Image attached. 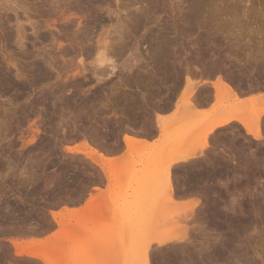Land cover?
Wrapping results in <instances>:
<instances>
[{"label":"rangeland","instance_id":"obj_1","mask_svg":"<svg viewBox=\"0 0 264 264\" xmlns=\"http://www.w3.org/2000/svg\"><path fill=\"white\" fill-rule=\"evenodd\" d=\"M4 1L5 0H1L0 2V4L3 6L2 9L1 8L2 6L0 5L1 6L0 7V208H2L3 210L4 208H6V210L8 209L11 210L8 211L5 210L4 213L3 210L0 209V211H2L4 215L3 216L2 214H0V217L1 215L3 216V218L2 217L0 218L1 219L0 230H3L2 228H4L5 226H9L11 220H12L11 224L14 223L13 224L14 226L13 225L10 226H13L15 230H17V227L19 226V225L17 226L18 222L20 226L21 224H23L24 226L22 225L23 227L21 228H19L20 226L18 227L19 228L17 231L19 232L18 235L16 234L17 232L14 230V228L11 227H5V229L7 228L8 231L10 228H11L10 231L13 229V231L11 232L9 231L10 232L9 234L5 229H4L5 230L4 233L0 231L1 233L0 248L3 247V249L0 250V258L2 257L4 258L3 255L5 254H6L5 258H7L6 262L4 260L5 258L4 259L2 258L4 262L2 260H0V262L2 261L3 264L5 263L10 264V262L11 264L12 263L13 264H43L35 259H31L27 257L20 258L13 256L12 254H14L15 252L13 250L15 249H13L14 247L13 248L11 247V244L9 245L10 240L18 241L21 242L22 244H26L30 242L39 243V242H44L53 233H59L57 234L58 242L54 243L52 253L54 254V256L55 255L58 256L60 261L59 262L56 261L55 258V261L51 262L50 264H141V253L138 252L136 249H134V245H135L134 242L136 241V239L137 240L141 239L142 235H145V237H142V239H145V241H147L152 237H156L158 235H164L168 237L172 235L171 237H173V234L175 235L182 232L181 227L183 228V226L186 227L188 226L187 229L189 232L187 233L192 239V244L194 245V249L195 247L196 249H199L200 243L206 244L208 242L212 243L216 241V244L218 246H222L224 240L225 242L227 241V239H231V241H233L231 246L232 248L230 250L227 249L228 251H224L225 253L223 252L221 256L222 258L220 257V259H218L217 262L218 264H264V148H263L264 143L262 142L260 143L252 140L251 136L248 135L246 136L245 131L241 127H239V125L234 124L232 125L234 126L233 128L230 129L226 128L224 129L226 131L221 130L217 132L218 141L216 142L214 141L216 148L218 147L217 149L219 150L223 149V151L226 152V154L228 153V155L233 154L234 158L236 159V160L234 159L236 164L238 163V165H236L237 168L236 166H234L235 167L234 168L230 162L228 163V161H226L227 160L226 156L224 157L225 160L222 158L221 152H218L219 153L218 157L221 156L219 157L220 161L215 160L214 162V164L217 165V167L219 166L218 174H220V176H218V179H216L217 180L216 182L218 183L221 181L222 183L223 181L224 183V184L223 183L217 184V188L219 190L218 192L221 193L227 192L224 196L220 193L221 196L220 195L218 196L219 203L223 204L221 200L225 199L223 200L224 204L230 205L229 200L233 196V199L236 198V200L232 201V203L233 202L235 203L233 205L235 207L234 209H237L238 212L239 210H241L240 208H242V211L238 212V214L241 212L239 215L242 214L241 217L239 218V221L241 219L240 223L239 221L238 222L236 221L238 215L235 214L236 210L234 214H231L230 209L228 212L225 210L223 211L222 208V212H226L227 216L233 217L234 215L233 218L236 217L234 220L237 222V226L236 224H234L236 222L233 223L234 226L229 225L232 228L225 226L224 223L223 226L221 221L222 219L219 218L218 219L219 222L218 223L215 222V223L216 225L217 224L218 225L222 224V225L220 226V228H218L219 226H216L215 223H213L214 219L217 220L218 217L216 218L214 216H211L210 214H207V212H203V210L201 209L198 211V212L202 211L200 212L201 214L199 215L198 213L197 219L193 220V222L189 221L188 223H186L182 220L181 221L177 220L176 217L174 218L175 215H173V217L171 218L170 213H168V216L165 213L167 211L169 212V208H167L168 210L163 209V206H165L164 204H166L167 207H170L168 206L170 205V201H168L163 197L162 194L163 188H160L159 191L160 196L152 195L151 194L152 190L150 189V185L152 181H154V179L161 180L165 177V174L167 172V163H168L167 158H169L171 154L176 152L179 153V151L182 150L183 144L185 146L188 143V145L185 146L186 148H183L185 150L180 151V153H184V151L186 153L188 152L187 150H189L192 147V145H194L195 147L201 143L200 141H197L198 138L201 137V136H198V138L196 137L197 127L200 125L201 127H203L202 124H204L205 126V124L208 122V119L211 117V115H213L212 109L215 105L219 104L220 109L227 107V111H229L231 107H234L233 109L236 112H238V110L236 109L240 108L241 101L239 100L236 101L237 97L233 95H232L233 97H231L230 99V97L227 96L228 94L222 91L220 87L218 89V95L219 94L220 95L219 96L217 95L218 97L217 99H219L221 95L223 96V99L221 98L222 97L221 96L218 101L215 100L211 104L210 108L207 110H202V109L195 110V114L191 115L193 116L192 119L189 120L186 119L187 118L186 117L185 118L186 120H182L180 124H175L174 125L175 127H173V129H178L179 133L182 134L192 133L191 137L196 133L195 139H197L196 140L197 143L196 144L190 143L189 142V140H191L190 137L189 139L187 138L188 140L186 139L185 141H181V142L177 140L175 143H170V145L168 146L167 143L164 140H162L161 137H157L156 135L157 133L154 132L155 125L153 124L155 123L154 122L155 116L153 115L151 108L154 106V104L158 105L157 102L154 103L156 101L155 99L156 98L160 99L162 98L163 95L165 97L167 90H169L168 93H171L174 90L176 91L177 89L180 90L179 93L181 92L182 87L185 84V78H186L183 71L180 73V75L183 73L180 76L182 78V79L180 78V80H178L174 76L168 77L169 79H166L164 74L162 75L156 74L155 76L158 75L157 78L161 77L162 80L160 78L159 81L156 79V77H153L152 79L153 82L149 81L150 86L148 82L147 83L145 82V84L142 82L141 84L143 85V87H147V88H145L146 91L143 90L141 91L142 87L141 88L138 87L139 86L138 84H140L139 80L135 79L136 80L135 83H134L135 81L134 79H132V81L129 79L131 83L128 82V80L124 81L126 78L122 80L123 79L122 77L123 76L125 77V75L128 74V70L127 71L124 70L125 71L124 73H126L125 75L123 74L122 71L123 70L122 66L126 65L125 63L131 62L130 63L131 65H133L134 63L136 64L134 65L135 69H133L132 67L130 72L131 76L133 74L132 78H134L135 73L139 71L137 69H142L141 67L144 66L143 62L139 63L140 61H138L139 64H137L138 59L134 60L135 55H133L134 53L133 54L131 53L134 52L132 50L133 48H130L131 44H126V45L122 44V46L124 45V48L126 47L125 53L123 54V56L118 55L113 58L115 65H117V67L120 70L115 74V77L109 78L103 83H99V84L98 82L96 83V80L91 75V72L93 70L92 69L93 65L90 64L91 62H93V58H86L85 67H87L88 71L84 76L83 75L79 76L78 74L75 73L74 68L75 65H77L76 61L78 59L75 58V53H72L75 52V50H71V49L77 47L76 51H78V49L81 47V44L82 45L86 44V43L83 44L84 40L83 42L82 41L80 42L78 40L77 43L72 41L75 44L68 42L72 40L75 34L76 35L85 34L86 36L89 37L88 38L89 44H94V45L96 44V40L98 38L104 37L107 39L106 41H108L111 45L113 44V46L116 47L120 46L121 44L118 41H116L118 40L117 38L118 33L115 34V31L120 32L119 30L122 29L121 31L125 33L127 32L128 37L131 38L130 40H136V38L138 40L139 36L143 37V35H145L146 37L144 36L143 38H146L145 39L146 45L145 43L141 42L138 46L139 49L138 51H140L139 54L144 60L150 61L147 58H145V52L146 50L148 51L150 44L148 43L150 41L149 36L159 31L163 32L164 30L165 32L169 30L166 32V34L162 33V35L165 34V37L169 32H172V34H174L173 32H175V28L181 25L179 24L180 21L181 23L182 21L184 22L185 19L184 17H186V15L188 14L189 8L187 7L189 6V3L191 4V2H194L195 0H162L163 1L162 3H160L161 0H140V3H136L137 0L136 1L135 0H14L13 2L16 1L14 8H13V3L12 5L10 3L9 5L5 4L4 6V4H2V2L4 3ZM213 1L218 4L217 2L218 0H212V2ZM219 2H221L220 4L225 5V7L223 8L225 10H227L229 5L232 6L235 5V7L237 8L239 5V7L241 8L238 9L239 12L234 7L233 8L229 7L230 9H228L229 10L228 13H231L232 12L231 10L234 9L233 12L234 13L237 12V14H235V18L238 17L239 19L238 18L234 19V15H232L234 13H231L230 15L227 13V11L225 12L226 14H228L227 17H224L225 15L223 17H220L221 19L223 18L225 21H227L225 23L223 19L220 20L223 22L222 24L225 23L224 25L227 24L228 26L227 30L226 27L224 28V31H227L225 32V35L226 34L231 35L232 33L233 36L235 34L241 38L237 36H236L237 38H235V36L227 37V35L225 36L223 34L224 31L222 30L220 31L221 33L220 32L219 34L216 33L215 31L219 30L220 27L219 29L215 27L219 23H220L219 25H221V22L219 21V18H216L218 20L215 19L217 22L215 20H210V18L207 17V15L209 14L208 11L207 13L200 14L198 18L200 19L202 17L201 22L204 25H207L206 26L207 28L205 27L203 30L200 31L198 30L201 35L195 34V36L193 35V37L200 38L198 37L199 35L209 36L210 38L214 36L215 37L223 36L224 39L225 38L229 39V40L227 39L228 42L230 41L231 38V42H233L236 45L232 44L231 42L229 43L230 45H225L228 42L227 41H226L227 43L222 42V44L224 43L225 46L229 47L230 50H228L227 52H225L224 45H221L224 47L218 48L217 46H215L213 48V51L214 52L217 51V53L219 54H225V53L230 54L232 49L236 48L237 46H239V48H242L243 50L241 49V51H244V53H245L244 49L248 51L249 50L248 47L251 48L253 46L252 47L253 50L252 49L249 50L251 53L254 50L256 51L255 48L257 47V45H260L262 42H263L262 44L264 45V39H263L264 18L262 17L264 12H262L261 14V11H264V0H244V1L221 0ZM227 3L229 5L226 6ZM233 3L235 4L233 5ZM152 4H154L155 6ZM251 8H252V12H254L255 10L254 13L256 15L254 13L252 14L255 16H259V18L258 17L253 18L250 10ZM148 10L150 11V13L148 12L149 13L148 15H150V17L146 15L147 14L146 12ZM257 10L259 11L258 13ZM141 11H145L144 15H146L145 18L147 19L146 20L147 22H145L146 25L145 29L144 27L143 29L142 27H140L138 29V32L132 34L130 33L132 26L131 23L132 21H134L133 19L137 17L139 12ZM241 11H243L244 15L245 12L248 11L247 13L251 18L244 16L243 13H241ZM180 13H182V15ZM16 17L17 18L19 17L18 18L20 21L19 24L16 23ZM178 17H180V19H178ZM173 20L176 21L175 23L178 25L177 27ZM211 21L214 22L211 23L212 26L210 29ZM143 22L144 21H142V23ZM120 25L121 26L123 25V27H121ZM166 26L167 28H165ZM179 27L181 28V26ZM162 28L164 30H161ZM207 29H210L212 32ZM142 30L143 33L141 32L140 34V31ZM145 31L147 33H145ZM208 31H210L211 33ZM128 32L131 34V36H129ZM170 34L171 33L167 35V38H169L168 36ZM261 34L263 35V38H261L262 37ZM242 35L245 36L246 38L245 40L242 39V37H244ZM173 36L174 35H171L170 38ZM193 37H191V39H193ZM259 38H261L262 40L261 43L259 42L261 41ZM60 39L62 42L59 41ZM219 39L221 40L222 37ZM238 39L244 40L241 42V44L242 43L245 44L246 41V43L247 44L249 43V45L248 46H246L247 44L241 45L240 43H238L240 42V40L237 41ZM147 40L149 41L147 42ZM225 40H221V41H225ZM253 41L255 44L253 43ZM59 44L62 47H59ZM253 44L256 45V47ZM262 44L261 46H263ZM241 46L244 47L246 46L247 48ZM228 47H226V49ZM259 47H257V49ZM63 48L66 51L71 50L70 51L71 54L70 55L69 53L68 55L66 53L63 54L64 53L62 51ZM239 48L236 49L237 51L241 52ZM130 54H132L131 56L133 58L131 56H128ZM245 54H247V52ZM69 56L71 59L69 58ZM125 59L127 61L130 60L131 61L124 62L126 61ZM48 63L50 68L49 66H47ZM210 63L212 64V62ZM211 64L210 65L206 64L205 66H203L202 64H201L202 66L200 64L197 65L199 69L200 68L201 69L203 68L204 70L206 69L210 75L214 74L211 75L212 77L210 75H206V78L207 76L211 77L208 80L215 79L216 81H220L221 79L219 80V78L217 79L216 77H218L219 74H224V72L219 73L218 71L214 70V67L212 66L213 64L212 65ZM194 65L196 64L190 63V68L193 69ZM197 65L195 67H197ZM104 69L105 71H108L107 67L106 68L104 67ZM55 70L58 72L59 77L58 75L55 74L56 72L54 73ZM210 70L212 71V73H210L211 72ZM215 73L217 74L219 73V74L217 75ZM191 76L195 77V75L193 74ZM194 77L193 78L190 77L192 79L187 78L186 81L194 84H196V82L197 83L201 82V80L198 82V80L201 79L200 77L197 76L198 77V78L196 77L197 79ZM171 78H174L173 80L175 79L176 80L173 81ZM226 78H224V80L227 81L229 79L230 81L228 82H232L233 85H235V83L237 84V82L235 81L237 80L236 78L235 80L234 77H232L233 79L231 77H230L231 79L230 78L226 79ZM168 80L171 81L169 82ZM154 81L155 84L158 86V87L156 86L158 90L159 88L160 89L163 88L164 90L162 89V91L159 90L156 92ZM180 81H182L183 83H181ZM173 82L174 84L177 83L178 85L181 83L182 85L179 86L176 85L175 87L174 84H172L174 88L171 86V88H173V90L171 91V88L168 89V87L171 85L170 83ZM244 82L245 80L242 82L243 88L246 86V83ZM166 84L168 87L166 86ZM242 84H240L238 88L239 87L241 88ZM151 86L154 87L153 93L156 95V97L155 99H153L152 102H151L152 97L150 98V100L145 99L147 102L149 101V104L147 106V104L146 105L142 104L143 100L141 98H142V94L148 95L149 92L147 91V89H149ZM100 87L101 89L104 88V91H101ZM108 88L114 94L112 92L110 94V92H108ZM126 89H128L129 91ZM99 91L105 92V94ZM137 91L144 93L140 94ZM93 92L98 94H94ZM129 92L132 93L131 94L133 95L132 97L129 96L130 95ZM158 92L160 93L163 92L164 94L162 93L160 95ZM223 92L224 94H222ZM156 93L159 95H157ZM179 93L178 91L177 93H175L176 97L179 95ZM77 94L78 97L82 96L81 97L82 99H79L77 97ZM146 95L144 97H146ZM75 96L76 99L73 100ZM137 96L140 97V100L138 99L139 97ZM261 97L264 98L263 94L256 95L252 97V99H254L255 101L250 100L252 105L250 104V102L248 103L247 101H245V104L248 106L242 105L241 107L242 108L244 107V111H245V107L246 108L248 107L250 110L249 107L250 104V106L252 107L255 106V108H251L252 110L255 109L257 111L259 108L263 109L262 108L263 102L262 104L260 102L262 99ZM69 98H71L70 100L72 103H74V101L77 100L76 101L77 104L75 102L74 106L72 105L70 107L71 108L74 107L73 108L74 111L75 106L77 105L76 107L78 109L76 110L77 112L79 111L80 113L79 116H77V114L79 113H77L76 111L74 112H72V110L69 111V109L71 108H69V106L67 105L68 103H66L67 101L66 99L69 100ZM122 98L123 100L125 99L124 102L122 101ZM86 99H89L92 102L90 104L94 108L91 105H89L91 106L89 107L88 104L86 106L84 105L83 100ZM137 99L141 102H139ZM258 99L260 100L259 102L257 101ZM100 101H102V103H100ZM238 101L240 103H238ZM125 102L132 103L131 107L133 108L132 109L133 111L135 110L134 108L138 107V109L136 108L137 113L135 112L136 110L134 111V114L136 113V115L134 116L137 117V119H135L134 116L127 118L125 110L123 108L120 109V107L122 106L124 107ZM237 103L239 104V106ZM84 106L85 108L86 107L87 108L86 109L83 108ZM99 106H101L102 108L101 107L99 108ZM139 106L140 107L143 106V107L140 108ZM144 107L145 110L143 109ZM257 107L258 109H256ZM91 108H93L94 110H91ZM146 108L147 110H150V112L147 111ZM122 110H124L125 113H123ZM249 110H248L249 113L250 111L252 112V110L250 111ZM254 111L252 113H254ZM100 112L101 113L103 112V114H101ZM144 112H146V115ZM88 113H90V115H88ZM238 113L241 114V112ZM142 114L144 115V117L142 116L141 118L140 116ZM187 115H188V111H187ZM242 115L243 113L240 116ZM244 115H247V113H244ZM111 116L114 118H111ZM89 117L91 118L90 121L89 119H87ZM123 117L128 119V121L132 119V121L130 122L134 121L135 124L127 123L128 121L126 122V119H123ZM82 118L84 120L86 119L87 122L86 120L84 122ZM107 118L110 120V121L107 120V122L108 121L110 122V123L108 122L109 124L105 122V119ZM143 119H145V121L149 120V122L152 121L153 124L152 122H150L151 124L150 125L148 121H147L148 123H146L143 121ZM101 121L106 125L101 123ZM111 121H114L115 124ZM142 123H145L146 126ZM108 125L112 126V128L110 126L107 127ZM122 125L124 126L123 128L121 127ZM147 125L148 128H145L147 127ZM104 126H106V129ZM126 126H128V129ZM91 127L92 129H89ZM133 127L134 129L141 130L144 134L148 135L150 141L156 140V142L154 144H149L147 147H141V146L136 147L133 153L130 154L128 153V157L127 156L125 158L122 157L124 159L121 158V159H117L116 161H113L115 164L117 165L119 164L118 167H112V165L110 164L105 167V172L104 170L102 171V169H100L101 167H98V165L95 164L89 158L88 154L91 152V150H93L96 152V157L95 156L94 157L97 160L102 161L104 152H106V149L108 150V147L106 148V145H108L109 149L112 150L116 149L112 154H116V155L123 154L124 156L126 152L123 150L124 149L123 147L124 145L122 143L123 134L126 132V130L128 131L129 129L133 130ZM195 127H196L195 130L196 132L191 130V129H195ZM119 128L123 132L117 130ZM92 130L94 131L95 134L93 133ZM144 130L146 131V133ZM236 130L237 132H235ZM118 133H119L118 135L119 137L117 136ZM149 134L154 136L151 137ZM220 134H222V136ZM237 135L240 137H238ZM200 139L201 138H199V140ZM221 139L224 144L222 143ZM113 143L116 144L117 146L116 145L113 146ZM189 145L190 148L188 147ZM77 146L81 147V151L83 150L84 154L69 153L67 151L68 147L74 148ZM174 146H176L175 149L173 148ZM228 147L232 150L233 149L235 150H233V152L231 153L229 152L230 149ZM119 148L124 152L120 151ZM210 154L213 155L212 153H209V159L212 158ZM120 162H126V164H120ZM225 162H227L228 164H226ZM123 166H125L126 169ZM185 167L187 166L186 165L181 166L180 169L178 168L177 172L180 173L179 171H181V169L183 170V168L185 169ZM229 167L232 168L230 169ZM228 168L230 170H228ZM220 169H222L223 171L222 170L220 171ZM232 169L233 172H231ZM235 169L237 171H234ZM109 170H113L116 172L117 176H116L115 184L113 182H109L107 179ZM224 172L228 174H225ZM232 174L234 176H232ZM230 192L236 195L237 197L232 195ZM92 198L93 199L95 198V200L91 201ZM197 198L198 196L195 195L194 199L183 200V201L181 200L177 205L176 204L175 205L178 206V208H180L181 210L182 208L184 210H188L191 207H193L192 204L196 202L195 199ZM236 202H238L237 205ZM173 203H177V202L172 201V207L170 212L172 211L174 212L175 207L173 206L175 205H173ZM224 206L226 207V205ZM229 207L230 206H228V208ZM178 208L177 211L180 210V209L178 210ZM22 210L24 211V213ZM63 210L71 213V215L70 214L64 215L65 219L62 220L63 225L65 227L64 229L58 226L51 216L52 215L51 213H56V212L59 213V212H63ZM163 211L165 214L162 213ZM177 211H175L174 214H176ZM99 212L101 213L102 216L98 219H93V216H95ZM244 212H246V214ZM72 213H78V214L76 216H73ZM157 214H159V216H157ZM16 218L18 219V221ZM2 219H4L6 222L10 220L9 223L7 222L8 225L7 224L5 225L4 223L6 222ZM161 219L163 221L165 220L164 222L166 223H163L164 225L162 224L159 225V222H162ZM58 220L60 219L58 218ZM167 222L170 225H167ZM26 226L27 228L28 227L32 228L34 226L33 228H35V230L34 229L33 231L31 230L32 234L31 231H29L30 228L27 229ZM235 228L236 229L244 228V229L241 231L240 229L239 230L237 229L238 231L237 230L235 231ZM24 229L27 230L24 231ZM175 229L177 231H174ZM25 232L26 233L29 232L30 234L28 233L29 235H26ZM137 235L138 236L141 235V236L138 237ZM8 245L10 246V249L13 253L8 248L9 247ZM165 246L166 247L163 246L164 248L161 247L162 249L155 245L154 248L153 246L150 248V252H151L150 256L153 257V259L151 258L152 262L155 261L157 264H160L159 256L162 253L165 255L171 254L173 251H177L180 247V245L177 244H169V245L167 244ZM222 249H224L223 246ZM230 251H232L233 253ZM10 252L11 254H9ZM160 252L161 254L159 255ZM7 253L9 254V256L11 255L10 258L8 257ZM157 258L158 261H156ZM155 262L154 264H156ZM211 264H213V262H211Z\"/></svg>","mask_w":264,"mask_h":264},{"label":"bare ground","instance_id":"obj_2","mask_svg":"<svg viewBox=\"0 0 264 264\" xmlns=\"http://www.w3.org/2000/svg\"><path fill=\"white\" fill-rule=\"evenodd\" d=\"M10 0H5L4 1V3L2 2V4H4V6H5V4L6 5H9L10 3H11V5H12V3H13V8H14V5L16 4L15 2H13L14 0H12V1H10ZM136 1V0H135ZM219 1H221V0H218L217 2H218V4L217 3H215L214 1L212 2V0H195L194 2H191V4L189 3V6L187 7V8H189L188 9V14L187 13H185V14H187L186 15V17H184L185 16V14H184V22L182 21V23H183V25H182V23H181V21H180V23L179 24H181V25H179V26H181V28L175 23L176 21H174V23L176 24V27L177 28H175V32H173L174 34H172V32H169V33H171L168 37L169 38H167V35L169 34H167L166 35V37H165V34H166V32L167 31H169V30H167L166 32H165V30L162 28L161 30H164L163 32H161V31H159V32H161V33H159V32H156V33H154V34H152V35H148L149 36V38H150V41L149 40H147V42L148 43H150L149 44V49H148V51L146 50V52H145V58H147L148 60H150V61H146V60H144L141 56H140V54H139V52L140 51H138L139 49H138V46H139V44L141 43V42H143V43H145V39L146 38H143L145 35H143V37H138V40H137V38H136V40H130L131 38H129L128 37V34H127V32L125 33V32H123V31H121L122 29H120L119 31L120 32H116L115 31V34L116 33H118L117 35H118V40H116V41H118L121 45L120 46H118V47H116V46H113V44L111 45L108 41H106L107 39L106 38H104V37H100V38H98L97 40H96V44L94 45V44H89V37L88 36H86L85 34H81V35H76L75 33V35H74V37L72 38V40L71 41H68V42H70V43H73V42H75V43H77V41L79 40L80 42L82 41L83 42V40H84V42H83V44L84 43H86V44H84V45H82L81 44V47L79 48V46H78V51H76L77 49V47L76 48H73V49H71V50H75V52H72V53H75V58H77L78 60L76 61L77 62V65H75V73L76 74H78L79 76L80 75H85L86 74V72L88 71L87 70V67H85V60H86V58H93V62H91V64L90 65H93V67H92V72H91V75H92V77L96 80V83L98 82V84L99 83H103L104 81H106V80H108L109 78H112V77H115V74L117 73V72H119L120 70H119V68L117 67V65H115V63H114V60H113V58L115 57V56H123V54L125 53V48H124V45L122 46V44H131V47L130 48H133L132 50L134 51V52H131L133 55H135L134 57H135V59L134 60H137V64H139V63H141V62H143L144 63V66L143 67H141L142 69H137V70H139V71H137V73H135V75H134V78H132L133 77V74H132V76H131V74H130V72H131V69H132V67H133V69H135L134 68V65H136L135 63L133 64V65H131L130 63V61H127L126 59V61H124V62H130V63H125L126 65H124V66H122V68H123V74L125 75L126 73H124L125 71L124 70H128V76L127 75H125V77L123 76L122 78V80H124V78H126L124 81H127L128 80V82H130L129 81V79L132 81V79H137V80H139L140 81V84H138L139 86V88H141L142 87V89H141V91L143 90V91H146L145 90V88H147V87H143V85L141 84L142 82L145 84V82L147 83H149V81H152V79H153V77H156V79L157 80H159L160 81V78L161 77H159V78H157V76L159 75V74H164V76H165V78L166 79H169L168 77H172V76H174L175 78H177L178 80H180V76L184 73L185 74V84L183 85V87H182V90H181V92L179 93V91L180 90H174V91H172L173 90V88H174V86L176 87V85H177V83L176 84H174V82L173 83H170L171 85L168 87L167 86V84H166V86L168 87V89L169 88H171V86L173 87V88H171V93H168V91L169 90H167V93L165 94V97H164V95L162 96V98H160V99H155V97H156V95L153 93V91H154V87H150L149 89H147V91L149 92L148 93V95H146V97H144L145 95H143L142 94V104H147V106H148V104H149V101L147 102L145 99H148V100H150V98H151V102L153 101V99H155L156 101L154 102V103H156L157 102V104L158 105H155L154 103V106L152 107L151 105V110H152V112H153V115L155 116V118H154V124H153V122L152 121H150V122H152V124L153 125H155V131L154 132H156L157 134V137H161V139L162 140H164L166 143H167V145L169 146L170 145V143H175L177 140L179 141V142H181V141H185L187 138L189 139L190 137H191V131H190V133L191 134H188V133H185V134H182V133H179V131H178V129H173V127H175L174 125L175 124H180V122L182 121V120H186V119H192L193 118V116H191V115H194L195 114V110H197V109H202V110H204L205 109V107L206 106H210V103L214 100H219L220 99V97L222 96H220L219 97V99H217L218 97H217V95H218V89L221 87V89H222V91H224L226 94H228L227 96H229L230 97V99H231V97H233V96H235V97H237V99H236V101L237 100H239V101H241V103L238 101V103H240V108L239 109H236V110H238V112H241V114L243 113V115L242 116H240L241 114L240 113H238V112H236L233 108L234 107H231V111L229 110V111H227V107H224L223 109H220V105L218 104V105H215L214 107H213V115H211V117L208 119V122L205 124V126H204V124H202V126L203 127H201V125L200 126H198L197 127V132L195 131L196 130V127H195V129H191L192 131H195L196 133H197V136H196V133L195 132H193V133H195L190 139L191 140H189V142L190 143H193V144H196L197 143V141H200L201 143L198 145V146H195L194 147V145H192V147L190 148V145L188 146L190 149V151L189 150H187L188 152H186L185 153V151H184V153H180V151H183V150H185V149H183V148H186L185 146H187L188 145V143L184 146V144H183V146H182V150H180L179 151V153L178 152H176V153H173V154H171L170 156H169V158H167L168 159V163H167V172H166V174H165V177L163 178V179H161V180H159V179H157V180H155L154 179V181H152V183H151V185H150V189L152 190V195H157V196H160V194H159V191H160V188H163V192H162V194H163V197L165 198V199H167L168 201H170V205H168V206H170V207H167V205L166 204H164L165 206H163V209L165 210H168L167 208H169V212L167 211V212H165L166 214H167V216H168V213H170V217L172 218L173 217V215H175L174 216V218L176 217L177 218V220H182V221H184V222H186V223H188L189 221H192L193 222V220H195V219H197V216H198V213H199V215L201 214L200 212H202V211H200V212H198L200 209L201 210H203V212H207V214H210L211 216H214V217H218L217 218V220L216 219H214V222L213 223H215V222H219V218H221L222 220V224L224 223L225 224V226H227V227H231V226H229V225H233L234 226V224H236V226H237V222L239 221V218L241 217V215H239L238 214V212L239 211H242V208H240L241 210H239L238 212H237V209H234L235 207L233 206L235 203L233 202L232 203V201H234V200H236V198H234L233 199V196L230 198V196H229V198H230V200H229V204L230 205H227V204H224V202H223V200H225V199H222L221 200V198H220V200L222 201V203L224 204V205H226V207L223 205V204H220L219 203V199H218V196L220 195V193L221 192H218L219 190H218V188H217V184L218 183H221V181L220 182H216L217 180L216 179H218V176H220V174H218V167H217V165H215L214 164V162H215V160L216 161H220V158L219 157H221L222 156V158L225 160V156H226V161H228V163L230 162L232 165H233V167L234 166H236V165H238V163L236 164V162H235V158H234V156H233V154H229L228 155V153L226 154V152H224L223 151V149H217L216 148V146H215V142L216 141H218V137H217V132H219V131H221V130H224V129H230V128H233L234 126H232V125H234V124H237V125H239V127H241L244 131H245V133H246V136L248 135V136H251L252 137V140H254V141H257V142H262V143H264V98H260L261 99V101L258 99L257 101L259 102H261V104H262V102H263V109H261V108H259L258 109V107L256 108V109H258L256 112L254 111V110H252L251 108H255V106H250V104H251V101L253 100V101H255L254 99H252V97H254V96H256V95H261V94H263V97H264V45L262 44L263 42H262V40H261V38H263V35L261 34V38H259L261 41H259L263 46H261V44L260 45H257V47H259L258 49H257V47H256V45H254L255 43H254V41H253V45L256 47H254L255 49H256V51L254 52V51H252L251 53H250V49H252V47L251 48H249L248 47V51H246V49H244L245 50V53L247 52V54H245L244 53V51H241V49L242 48H239V46H237L236 48L238 49L239 48V50L241 51V52H239V51H237V49L236 48H233L232 49V51L230 52V54H219V53H217V51H213V48L215 47V46H217L218 48L219 47H224L225 45H230L229 43L231 42V38H230V41L228 42V40L226 39H224L223 38V36H220V37H212V38H210L209 36H200L201 34H200V30H203L207 25H204L202 22H201V18L200 19H198L199 18V15L200 14H204V13H207V11L209 12V14L207 15V17L208 18H210V20H215L216 18H219V21L220 20H222L220 17H223L224 15V17H227L228 16V14H230L231 15V13H234L233 12V10H231L232 12L231 13H228V9H230V8H236V10L239 12V10L238 9H241L240 7H239V5L238 4H236V5H238V8L237 7H235V3H233V5L234 6H232V5H229L228 3L226 4V6L227 5H229L228 6V8H227V10H225V9H223L224 7H225V5L224 4H220L221 2H219ZM242 1V0H241ZM244 1V0H243ZM0 2H1V0H0ZM163 1L161 0V2L160 3H162ZM223 2V1H222ZM136 3H140V0H137V2ZM225 3V2H224ZM232 3V2H231ZM1 5V4H0ZM152 5H154V4H152ZM2 6V5H1ZM0 6V7H1ZM155 6V5H154ZM7 7V6H6ZM11 7V6H10ZM17 7V6H16ZM230 7V8H229ZM2 9H3V6L1 7ZM8 8V7H7ZM12 8V7H11ZM18 8V7H17ZM150 8H152V7H150ZM6 9V8H5ZM249 9V8H248ZM254 9V8H253ZM118 10V9H117ZM152 10V9H151ZM185 10V9H184ZM225 10V11H224ZM235 10V11H236ZM251 10V14L252 13H254L255 12V10H254V12H252V8L250 9ZM14 11V10H13ZM139 11V10H138ZM205 11V12H204ZM227 11V13L228 14H226L225 12ZM249 11V10H248ZM247 11V12H248ZM261 11V10H260ZM145 11H141V12H139V14L137 15V17H135L133 20L134 21H132V23H131V32L130 33H132V34H134V33H136V32H138V29L140 28V27H142V29H143V27H144V29H145V22H147L146 20V18H145V16L146 15H148L149 13H150V11L148 10L146 13V15H144L145 13H144ZM149 12V13H148ZM152 12V11H151ZM178 12H180V11H178ZM183 12V11H182ZM247 12H245V15H244V13H243V11H241V13H243V15L244 16H247V17H249V14L247 13ZM259 11L257 10V13H258ZM262 12H264V11H261V14H262ZM247 13V14H246ZM250 13V12H249ZM181 15H182V13H180ZM235 14H237V12H235L234 14H232V15H234V19H237V18H235ZM239 14V13H238ZM250 14V15H251ZM255 14V13H254ZM260 14V13H259ZM117 15V14H116ZM180 15V16H181ZM229 15V16H230ZM256 15V14H255ZM255 15H253L252 14V16H253V18H255V17H258L259 18V16H255ZM134 16V15H133ZM149 17H150V15H148ZM238 16V15H237ZM243 16V17H244ZM183 17H182V19H183ZM204 17V16H203ZM241 17V16H240ZM261 17V16H260ZM263 18H264V13H263V16H262ZM19 18V17H18ZM17 17H16V23H20V21H19V19H18ZM142 18H143V20H142ZM229 18V17H228ZM233 18V17H232ZM242 18V17H241ZM245 18V17H244ZM249 18H251V17H249ZM130 19V18H129ZM178 19H180V17H178ZM225 19H227V18H225ZM239 19V18H238ZM247 19V18H246ZM28 20V19H27ZM26 20V21H27ZM132 20V19H131ZM149 20V19H148ZM177 20V19H176ZM216 20H218V19H216ZM215 20V21H216ZM224 20V19H223ZM241 20H243V19H241ZM251 20V19H250ZM142 21H144L143 23H142ZM178 21V20H177ZM204 21V20H203ZM225 21V20H224ZM229 21V20H228ZM234 21V20H233ZM236 21H238V20H236ZM249 21V20H248ZM131 22V21H130ZM129 22V23H130ZM205 22V21H204ZM214 21H211L210 22V24L211 23H213ZM217 22V21H216ZM221 22V25H219V24H217V26L215 27V28H218L219 29V27H220V29L219 30H216L215 32L216 33H218L219 34V32L222 30V31H224V28L226 27V30L228 29V26H227V24L226 25H224L227 21H225V23L224 24H222L223 22L222 21H220ZM232 22V21H231ZM241 22V21H240ZM239 22V23H240ZM256 22V21H255ZM262 22V21H261ZM163 23V22H162ZM169 23V22H168ZM209 23V22H208ZM230 23V22H229ZM234 23H236V22H234ZM249 23V22H248ZM251 23V22H250ZM119 24V23H118ZM143 24V25H142ZM150 24V23H149ZM165 24V23H164ZM163 24V25H164ZM206 24H207V22H206ZM209 24V25H210ZM242 24V23H241ZM244 24V23H243ZM126 25V24H125ZM156 25V24H155ZM154 25V26H155ZM160 25V24H159ZM162 25V26H163ZM214 25H216V24H214ZM117 26V25H116ZM121 26V25H120ZM127 26V25H126ZM129 26V25H128ZM211 26H212V24L210 25V29H211ZM232 26V25H231ZM121 27H123V25L121 26ZM121 27H118V28H121ZM158 27V26H157ZM169 27V26H168ZM117 28V27H116ZM126 28V27H125ZM153 28H155V27H153ZM161 28V27H160ZM165 28H167V26L165 27ZM172 28V27H171ZM174 28V27H173ZM207 28V27H206ZM214 28V27H213ZM231 28V27H230ZM246 28V27H245ZM210 29H207V30H210ZM238 29V28H237ZM243 29V28H242ZM247 29H248V27H247ZM246 29V30H247ZM148 30V29H147ZM174 30V29H173ZM199 30V31H198ZM214 30V29H213ZM239 30V29H238ZM124 31H126V30H124ZM156 31H157V29H156ZM211 31V30H210ZM210 31H208V32H210ZM218 31V32H217ZM232 31H233V29H232ZM231 31V32H232ZM260 31V30H259ZM141 32L143 33V30L142 31H140V34H141ZM199 32V33H198ZM212 32V31H211ZM210 32V33H211ZM225 32H227V31H224L223 32V34L225 35ZM236 32V31H235ZM235 32H233V33H235ZM240 32V31H239ZM243 32V31H242ZM251 32V31H250ZM78 33V32H77ZM129 33V32H128ZM129 33V36H131V34ZM145 33H147L146 31H145ZM144 33V34H145ZM162 33H165V34H163L162 35ZM202 33V32H201ZM221 33V32H220ZM252 33V32H251ZM258 33V32H257ZM67 34V33H66ZM195 34H200L198 37H200V38H195V37H193V35L195 36ZM230 34V33H229ZM242 34V33H241ZM244 34V33H243ZM139 35V34H138ZM147 35V34H146ZM171 35H174L173 37H171L170 38V36ZM204 35V34H203ZM206 35H209V34H206ZM227 35V37H230V36H233V34L231 33V35H228V34H226ZM225 35V36H226ZM258 35V34H257ZM65 36V35H64ZM224 36V37H225ZM234 36H235V38H237V37H239L238 35H235L234 34ZM233 36V37H234ZM237 36V37H236ZM241 36V35H240ZM242 36H244V35H242ZM66 37V36H65ZM116 37V36H115ZM135 37V36H134ZM133 37V38H134ZM146 37V36H145ZM191 37H193V39H191ZM222 37V39L221 40H225V41H221L219 38H221ZM250 37V36H249ZM68 38V37H67ZM70 38V39H71ZM132 38V39H133ZM148 38V39H149ZM234 38V39H235ZM239 38H241V37H239ZM257 38V37H256ZM56 39H58V38H56ZM62 39V38H61ZM61 39L59 40V41H61ZM63 39H66V38H63ZM242 39H246L245 38V36L244 37H242ZM264 39V38H263ZM67 40H69V39H67ZM67 40H66V42H67ZM240 40V42H238V43H240L241 44V42L242 41H244V40H241V39H238L237 41H239ZM250 40V39H249ZM248 40V41H249ZM252 40H254V39H252ZM54 41V40H53ZM73 41V42H72ZM91 41V40H90ZM127 43H126V42ZM132 41H134V42H132ZM228 43H227V42ZM62 42V41H61ZM64 42V41H63ZM79 42V43H80ZM117 42V43H118ZM222 42H225V43H227V44H225L224 45V43L222 44ZM250 42V41H249ZM257 42V41H256ZM75 43H73V44H75ZM78 43V44H79ZM118 43V44H119ZM142 43V44H143ZM232 44H234L233 42H231ZM77 44V45H78ZM231 44V45H232ZM239 44V45H240ZM244 43H242L241 45H243ZM245 44H247L246 43V41H245ZM244 44V45H245ZM251 44V43H250ZM116 45V44H115ZM145 45H146V43H145ZM148 45V44H147ZM221 45H224V46H221ZM234 45H236V44H234ZM249 45V43L246 45V46H248ZM66 46V45H65ZM70 46V45H69ZM127 46V47H128ZM133 46V47H132ZM244 47V46H241V47H244V48H247V47ZM59 47H62L60 44H59ZM148 47V46H147ZM226 47H228V46H225V52H227L228 50H230L229 49V47L226 49ZM230 47H232V46H230ZM233 47H235V46H233ZM146 48V47H145ZM60 49V48H59ZM62 49V48H61ZM69 49V48H68ZM141 49V48H140ZM70 50V51H71ZM243 50V49H242ZM253 50V49H252ZM64 53H63V52ZM61 52L63 53V54H67L68 55V53H69V55L71 54L70 53V51H66L64 48H63V50H62ZM128 51H129V49H128ZM193 51V52H192ZM223 51V50H222ZM60 52V53H61ZM244 54H243V53ZM59 53V54H60ZM217 53V54H216ZM132 54H130V55H128V56H131ZM63 56H65V55H63ZM73 56H74V54H73ZM132 57V56H131ZM64 58V57H63ZM66 58V57H65ZM69 58H70V56H69ZM68 58V59H69ZM73 58V57H72ZM127 58H129V57H127ZM133 58V57H132ZM71 59V58H70ZM67 60V59H66ZM76 60V59H75ZM88 60V59H87ZM68 61V60H67ZM138 61H140L139 63H138ZM123 62V63H124ZM149 62H151V63H149ZM210 62H212V64L210 63ZM75 63V62H74ZM190 63L191 64H202L203 66H205L206 64H211L213 67H214V70H216V71H218L219 73H222V72H224V74H226V75H224V74H219V76L218 77H216L217 79L219 78V80L220 81H216V83L214 82L212 85H213V89H214V95L212 94L213 93V90L211 91V88H210V86H208L209 84L208 83H210V80L212 81V79H210V80H208L209 78H211L212 76L211 75H214V74H209L208 72H207V70L205 69H199V67H198V65H197V67H195L196 65H194L193 67V69L192 68H190ZM73 64V63H72ZM47 65V64H46ZM74 65V64H73ZM89 65V64H88ZM122 65V64H121ZM121 65H120V67H121ZM129 65H131V66H129ZM201 65V66H202ZM208 65V66H209ZM41 66V65H40ZM47 66H49V63H48V65ZM69 67V66H68ZM104 67L106 68H108V71H105V69H104ZM41 68V67H40ZM49 68H50V66H49ZM72 68V67H71ZM122 68H120V69H122ZM136 68H138V67H136ZM52 69V68H51ZM192 69V70H191ZM54 70V69H53ZM73 70V69H72ZM183 71V73L180 75V73ZM211 71V70H210ZM39 72V71H38ZM43 72V71H42ZM56 72V73H55ZM44 73V72H43ZM54 73L56 74V75H58V77H59V74H58V72L55 70L54 71ZM210 73H212V71L210 72ZM214 73V72H213ZM156 74H158L157 76H155ZM195 75V77L194 76H191V75ZM215 74H217V73H215ZM217 74V75H218ZM206 75H210L209 77L207 76V78H206ZM194 77V78H196L197 76L198 77H200L201 79H199L198 80V82L201 80V82H199V83H197L196 82V84H194V83H189L188 81H186L187 80V78H190V77ZM216 76V75H215ZM224 76H228L227 78H232V77H234V80H235V78L237 79V80H235L236 82H237V84L235 83V85H233L232 84V82H228V81H230L229 79L226 81V80H224V78H226V77H224ZM183 77V76H182ZM197 77V78H198ZM192 78H190V79H192ZM196 78V79H197ZM226 78V79H227ZM230 78V79H231ZM4 79V78H3ZM172 80L174 79V78H171ZM182 79V78H181ZM233 79V78H232ZM2 80V79H1ZM155 80V79H154ZM161 80H162V78H161ZM176 80V79H175ZM175 80H173V81H175ZM214 80V79H213ZM245 80V82L244 83H246V86L243 88L242 86H243V84H242V82ZM123 81V82H124ZM138 81V82H139ZM169 82L171 81V80H168ZM263 83H262V82ZM136 82V80L134 81V83ZM137 82V83H138ZM153 82V81H152ZM177 82V81H176ZM179 82V81H178ZM181 83H183L182 81H180ZM241 82V83H240ZM261 84H259V83ZM131 83V82H130ZM129 83V84H130ZM167 83V82H166ZM178 84L177 86H179V85H182V84ZM132 84H133V82H132ZM154 84H155V81H154ZM172 84H174V86L172 85ZM208 84V85H207ZM240 84H242L241 85V88L239 87L238 88V86H240ZM163 85V84H162ZM111 86V85H110ZM124 86V85H123ZM126 86V85H125ZM145 86V85H144ZM149 86H150V83H149ZM157 85L155 84V87H156ZM161 86V85H160ZM164 86V85H163ZM158 87V86H157ZM156 87V92L157 91H159V90H161L162 91V89L163 88H159V90H158V88ZM162 87V86H161ZM99 88V87H98ZM127 88V87H126ZM151 88H152V90H151ZM178 88V87H177ZM130 89V88H129ZM176 89V88H175ZM263 89V90H262ZM68 90H70V89H68ZM99 90V89H98ZM100 90L101 91H104V88H102L101 89V87H100ZM113 90V89H112ZM126 90H128V89H126ZM126 90H124V91H126ZM139 90V89H138ZM150 90V91H149ZM164 90V89H163ZM96 91V90H95ZM94 91V92H95ZM101 91H99V92H101ZM123 91V90H122ZM129 91V90H128ZM177 91H178V93H179V95L176 97V94L175 93H177ZM93 92V93H94ZM98 92V91H97ZM108 92H110V94H111V90H109V88H108ZM131 92V91H130ZM129 92V96H133V95H131L132 93H130ZM138 92V91H137ZM224 92L222 93V94H224ZM77 93H78V90H77ZM82 93V92H81ZM101 93H104L105 94V92H101ZM113 93V92H112ZM138 93H144V92H138ZM147 93V92H146ZM160 95L163 93V92H158ZM84 94V93H83ZM92 94V93H91ZM94 94H98V93H94ZM114 94V93H113ZM112 94V95H113ZM157 94V93H156ZM159 94H157V95H159ZM164 94V93H163ZM72 95V94H71ZM74 95V94H73ZM89 95V94H88ZM138 95V94H137ZM220 95V94H219ZM218 95V96H219ZM233 95V96H232ZM244 95H247V100H242L241 98H242V96H244ZM253 95V96H252ZM80 96V95H79ZM86 96V95H85ZM127 96V95H126ZM148 96V97H147ZM226 96V95H225ZM77 97H78V94H77ZM82 97V96H81ZM81 97H78L79 99H82ZM87 97V96H86ZM91 97V96H90ZM100 97V96H99ZM102 97V96H101ZM113 97V96H112ZM125 97V96H124ZM128 97V96H127ZM137 97H139V96H137ZM161 97V96H160ZM129 98V97H128ZM222 99H223V96L221 97ZM71 98H69V100H70ZM76 99V96H75V98H73V100H75ZM90 99V98H89ZM89 99H86V100H83L84 102V105L86 106L87 104H88V106L89 105H91L90 103H92ZM127 99V98H126ZM139 100H140V97L138 98ZM137 99V100H138ZM67 101H66V103H68L67 105L69 106V108H71L70 106H74V104H75V102L77 101H74V103H72L71 102V100L69 101L68 99H66ZM72 100V101H73ZM125 100V99H124ZM124 100H123V98H122V101L124 102ZM138 100V101H139ZM251 100V101H250ZM82 101V100H81ZM232 101V100H231ZM245 101H247L248 103L250 102V104H249V107H250V110H252V112L254 111V113H252L250 110H249V108H248V110L250 111V113L248 112V110H247V108L245 107V111H244V107L242 108L241 106L243 105H245V106H248V105H246L245 104ZM80 102V101H79ZM99 102V101H98ZM135 102H137V101H135ZM139 102H141V101H139ZM147 102V103H146ZM150 102V103H151ZM66 103H65V105H66ZM100 103H102V101H100ZM237 103V104H238ZM76 104H77V102H76ZM82 104V103H81ZM120 104V103H119ZM131 102H125V104H124V107L122 106V107H120V109L121 108H123L124 110H125V112H126V117L127 118H129V117H133L134 115H136V113H137V109H138V107H136V108H134L135 110V114H134V111L132 110L133 108L131 107ZM236 104V105H237ZM80 105V104H79ZM94 105H95V103H94ZM101 105V104H100ZM123 105V104H122ZM235 105V106H236ZM252 105V104H251ZM258 105H259V103H258ZM77 106V105H76ZM75 106V109H74V111H76L77 112V110L76 109H78L77 107ZM81 106H83V105H81ZM85 106L83 107V108H85ZM92 106V105H91ZM91 106H89V107H91ZM150 106H149V108H150ZM222 106H223V104H222ZM238 106H239V104H238ZM93 107V106H92ZM101 106H99V108H100ZM140 107V106H139ZM141 107H143V106H141ZM140 107V108H141ZM146 107V106H145ZM145 107L143 108L144 110H145ZM260 107H261V105H260ZM68 108V107H67ZM73 108L74 107H72L71 109H69V111L70 110H72V112H74L73 111ZM87 108V107H86ZM85 108V109H86ZM94 108V107H93ZM93 108H91V110H94ZM96 108V107H95ZM102 108V107H101ZM148 108V107H147ZM147 108H146V110H147ZM204 108V109H203ZM207 108V107H206ZM89 109V108H88ZM87 109V110H88ZM90 110V109H89ZM99 110V109H98ZM103 110V109H102ZM101 110V111H102ZM124 110H122V112L123 113H125L124 112ZM143 110V111H144ZM185 110V111H184ZM192 110V111H191ZM207 110V109H206ZM244 112H243V111ZM104 111V110H103ZM147 111H149L150 112V110H147ZM187 111H188V115H187ZM190 111V112H189ZM247 111V112H246ZM72 112H71V114H72ZM76 112H75V114H76ZM152 112H151V114H152ZM193 112V113H192ZM77 113H79V111L77 112ZM90 113H91V111H90ZM90 113H88V115H90ZM101 113V112H100ZM140 113V112H139ZM145 113V115H146V112H144ZM148 113V112H147ZM180 113V114H179ZM189 113H191V114H189ZM244 113H247V115H244ZM101 114H103V112L101 113ZM112 114H114V113H112ZM149 114V113H148ZM183 114H184V116H183ZM211 114V113H210ZM240 114V115H239ZM80 115V113L79 114H77V116H79ZM84 115V114H83ZM95 115V114H94ZM179 115V116H178ZM87 116V115H86ZM115 116V115H114ZM138 116V115H137ZM142 116L144 117V115L142 114L140 117L142 118ZM150 116V115H149ZM190 116V117H189ZM85 117V116H84ZM91 117V116H90ZM87 118V119H89V121H90V119L91 118ZM117 117V116H116ZM115 117V118H116ZM121 117V116H120ZM187 117V118H186ZM81 118V117H80ZM106 118V117H105ZM111 118H114V117H112L111 116ZM134 118L135 119H137V117H135L134 116ZM178 118H179V120H178ZM183 118V119H182ZM186 118V119H185ZM109 119H110V117H109ZM108 118L107 119H105V122H107V120H109ZM123 119H126L125 117H123ZM135 119H133V120H135ZM152 119V118H151ZM82 120L85 122V120L82 118ZM104 120V119H103ZM112 120V119H111ZM116 120V119H115ZM114 120V121H115ZM130 120V119H129ZM110 121V120H109ZM108 121V122H109ZM114 121H111V122H113L114 123ZM128 121V119H126V122ZM130 121H132V119L130 120ZM130 121H128L127 123H134V121L133 122H130ZM143 121L144 122H146V123H148L149 122V120H147V121H145V119H143ZM86 122H87V120H86ZM92 122V121H91ZM107 122V123H108ZM119 122V121H118ZM117 122V123H118ZM142 122V121H141ZM140 122V123H141ZM150 122H149V124H150ZM204 122V121H203ZM101 123H103L102 121H101ZM110 123V122H109ZM108 123V124H109ZM136 123H138V122H136ZM191 123V122H190ZM88 124H89V122H88ZM90 124H92V123H90ZM104 125H106L105 123H103ZM115 124V123H114ZM135 124V123H134ZM142 124H144L145 126H146V124L145 123H142ZM148 124V125H149ZM113 125V124H112ZM121 125V124H120ZM125 125H128V124H125ZM148 125H147V127H145V128H148ZM151 125V124H150ZM199 125V124H198ZM93 126V125H92ZM100 126V125H99ZM110 125H108L107 127H109ZM118 126V125H117ZM130 126V125H129ZM132 126V125H131ZM197 126V125H196ZM88 127H90V126H88ZM95 127V126H94ZM105 127V129H106V126H104ZM111 128H112V126H110ZM122 128L124 127L123 125L121 126ZM120 127V128H121ZM127 127V129H128V126H126ZM125 127V128H126ZM98 128V127H97ZM102 128V127H101ZM110 128V129H111ZM113 128H114V126H113ZM117 128V127H116ZM120 128L119 129H117V130H120ZM150 128V127H149ZM189 128V127H188ZM89 129H92V127L91 128H89ZM94 129V128H93ZM103 129V128H102ZM132 129V128H131ZM142 129V128H141ZM151 129H152V127H151ZM201 129V130H200ZM98 130V129H97ZM109 130V129H108ZM126 130V129H125ZM124 130V131H125ZM137 129H134V127H133V130H130L129 129V131L128 130H126V132L123 134V138H122V143H123V147H125V152H126V154L123 156L124 158L127 156L128 157V153L130 154V153H133V151L136 149V147H139V146H141V147H147L148 145H149V137H148V135H146V134H144L141 130H137ZM146 130V129H145ZM144 130V131H145ZM150 130V129H149ZM149 130H148V132H149ZM235 130V129H234ZM93 131V130H92ZM100 131V130H99ZM120 131H122V130H120ZM147 131V130H146ZM146 131H145V133H146ZM224 131H226V130H224ZM109 132V131H108ZM119 132V131H118ZM123 132V131H122ZM152 132V131H151ZM235 132H237V130L235 131ZM242 132V131H241ZM93 133H94V131H93ZM99 133V132H98ZM117 133V132H116ZM120 133V132H119ZM119 133L117 134V136L119 135ZM234 133V132H233ZM243 133V132H242ZM92 134V133H91ZM95 134V133H94ZM101 134V133H100ZM200 134V135H199ZM223 134V133H222ZM222 134H220L221 136H222ZM244 134V133H243ZM97 135V134H96ZM121 135V134H120ZM151 137H153L151 134H149ZM224 135V134H223ZM195 136L198 138V136H201V137H199V138H201L200 140H199V138H198V140L197 139H195ZM238 136V135H237ZM119 137V136H118ZM150 137V138H151ZM194 137V138H193ZM238 137H240V136H238ZM101 138V137H100ZM235 138V137H234ZM243 138H244V136H243ZM95 139V138H94ZM187 139V140H188ZM197 140V141H196ZM202 140V141H201ZM220 140V139H219ZM233 140V139H232ZM192 141H194V142H192ZM196 141V142H195ZM215 141V142H214ZM221 141H222V139H221ZM220 141V142H221ZM231 141V140H230ZM110 142V141H109ZM234 142V141H233ZM118 143V142H117ZM222 143H223V141H222ZM222 143H220V144H222ZM231 143V142H230ZM229 143V144H230ZM218 144V143H217ZM224 144V143H223ZM235 144V143H234ZM242 144V143H241ZM105 145V144H104ZM104 145H102V146H104ZM112 145V144H111ZM116 144H114L113 143V146H115ZM120 145V144H119ZM122 145V144H121ZM166 145V146H167ZM101 146V145H100ZM117 146V145H116ZM165 146V147H166ZM221 146V145H220ZM243 146V145H242ZM255 146V145H254ZM257 146V145H256ZM108 147V150L106 149V152H108V153H110V154H112L116 149H114V150H112V149H109V146L108 145H106V148ZM122 147V148H123ZM175 147L176 146H174L173 148L175 149ZM247 147V146H246ZM67 148V147H66ZM115 148H117V147H115ZM121 148V147H120ZM120 148H119V150H120ZM229 148V147H228ZM240 148V147H239ZM263 148H264V145H263ZM173 149V150H174ZM230 149V148H229ZM253 149V148H252ZM251 149V150H252ZM217 150V151H216ZM219 150V151H218ZM230 150H232V149H230ZM229 150V152H233V150H235V149H233L232 151H230ZM236 150H237V148H236ZM67 151L69 152V153H83V150L81 151V147H72V148H67ZM120 151H123V150H120ZM240 151H242V150H240ZM117 152V151H116ZM218 152H221L222 154H221V156H219L218 157V155H219V153ZM239 152V151H238ZM249 152H250V150H249ZM118 153V152H117ZM209 153H212L213 155H211L212 156V158H210L209 159ZM84 154V153H83ZM87 155V154H86ZM167 155H168V153H167ZM249 155V154H248ZM88 156H89V158L95 163V164H97L98 165V167H101V168H103L104 167V162H102V161H99V160H97L95 157H96V152L95 151H93V150H91V152L88 154ZM95 156V157H94ZM251 156H252V154H251ZM101 157V156H100ZM130 157V156H129ZM228 157V158H227ZM256 157V156H255ZM124 158H122V159H124ZM221 158V159H222ZM235 159V160H234ZM250 159V158H249ZM245 160V159H244ZM221 161H223V160H221ZM247 161V160H246ZM239 162V161H238ZM250 162H252V161H250ZM226 164H228L227 162H225ZM244 163V162H243ZM248 163V162H247ZM254 163V162H253ZM112 165V167H118V165L117 164H115L114 162L112 163V162H107V166L108 165ZM120 164H126V162H120ZM128 164V163H127ZM224 164V163H223ZM241 164V163H240ZM245 164V163H244ZM249 164V163H248ZM262 164V163H261ZM187 166V167H185V169L183 168V170L181 169V171H179L180 173H178L177 171H178V168L180 169V167L181 166ZM231 165V166H232ZM125 166H127V165H125ZM125 166H123V167H125ZM259 166V165H258ZM121 167V166H120ZM228 167V166H227ZM239 167V166H238ZM242 167V166H241ZM64 168V167H63ZM230 168V167H229ZM228 168V170H230ZM235 168V167H234ZM233 168V169H234ZM236 168H237V166H236ZM125 169H126V167H125ZM233 169L231 170V172H233ZM241 169V168H240ZM244 169V168H243ZM261 169H262V167H261ZM222 169H220V171H221ZM257 170H258V168H257ZM223 171V170H222ZM234 171H237L236 169L234 170ZM250 171H252V170H250ZM255 171H256V169H255ZM262 171V170H261ZM249 172V171H248ZM260 172V171H259ZM225 173V172H224ZM235 173V172H234ZM261 173V172H260ZM63 174V173H62ZM225 174H228V173H225ZM255 174H256V172H255ZM238 175V174H237ZM240 175V174H239ZM116 172L115 171H113V170H109L108 171V176H107V179H108V181L109 182H113L114 184L116 183ZM232 176H234L233 174H232ZM241 176V175H240ZM252 176H254V175H252ZM234 178V177H233ZM232 178V179H233ZM240 178H242V177H240ZM239 179V178H238ZM261 179H263V178H261ZM219 180H221V179H219ZM234 180V179H233ZM237 180V179H236ZM244 180V179H243ZM257 181H258V179H257ZM226 182V181H225ZM235 182V181H234ZM238 182V181H237ZM222 183H223V181H222ZM221 183V184H222ZM236 183V182H235ZM234 183V184H235ZM251 183H252V181H251ZM224 184V183H223ZM226 184V183H225ZM232 184V183H231ZM249 184V183H248ZM111 185V184H110ZM223 186V185H222ZM220 187V186H219ZM231 187V186H230ZM234 187V186H233ZM37 188V187H36ZM39 188V187H38ZM220 189V188H219ZM237 190V189H236ZM246 190V189H245ZM36 191V190H35ZM99 191V190H98ZM221 191V190H220ZM230 191V190H229ZM233 191V190H232ZM38 192V191H37ZM223 192V191H222ZM227 192H225V193H221L223 196L226 194ZM231 193V192H230ZM229 193V194H230ZM236 193H238V192H236ZM232 194V193H231ZM242 194V193H241ZM38 195V194H37ZM198 196V198L197 199H195L196 200V202L195 203H193L192 205H193V207H191L190 209H188V210H184L183 208H182V210L180 209V208H178V206H176L178 203H179V201H183V200H192V199H194V196ZM232 195H234V194H232ZM240 195V194H239ZM36 196V195H35ZM221 196V195H220ZM235 197H237L236 195H234ZM228 197V196H227ZM240 197V196H239ZM243 197V196H242ZM196 198V197H195ZM92 200H95V198L93 199H91V201ZM154 200V199H153ZM155 201V200H154ZM172 201H175V202H177V203H173V205H175V206H173V207H175L174 208V212L172 211V212H170V210H171V207H172ZM218 201V202H217ZM220 201V202H221ZM226 203V202H225ZM237 203L238 202H236V205H237ZM240 203V202H239ZM221 206H220V205ZM232 204V205H231ZM22 205V204H21ZM223 205V206H222ZM4 206V205H3ZM228 206H232L231 208L229 207L228 208ZM239 206V205H238ZM5 207V206H4ZM9 207V206H8ZM178 208V210L179 211H177V208ZM222 208H223V211L225 210V211H228L229 212V209H230V213L231 214H234V212H235V210H236V212H235V214H238L237 215V219H236V221L234 220L235 218H233L234 217V215H233V217H229V216H227V213L226 212H222ZM226 208V209H225ZM1 210H3L2 208H0ZM158 209H160V208H158ZM5 210H6V208H4V210H3V212L5 213ZM8 210H11V209H8ZM8 210H6V211H8ZM244 210V209H243ZM15 211V210H14ZM23 211V210H22ZM162 211V210H161ZM175 211H177L176 212V214H174L175 213ZM11 212V211H10ZM16 212V211H15ZM20 212V211H19ZM7 213V212H6ZM12 213V212H11ZM23 213H24V211H23ZM163 214H165L164 213V211L162 212ZM243 213V212H242ZM245 214H246V212H244ZM0 214H2L3 215V213H2V211H0ZM8 214H9V212H8ZM13 214V213H12ZM12 214H11V216H12ZM28 214V213H27ZM52 215V219L56 222V224L58 225V226H60V227H62L63 229L65 228L64 227V225H63V219H65V217H64V215L65 214H70L71 215V213H69V212H66V211H64L63 210V212H59V213H51ZM78 213H72V215L73 216H76ZM162 214V215H163ZM1 215V217L3 218V216ZM16 215H17V213H16ZM206 215V214H205ZM230 215V214H229ZM6 216V215H5ZM8 216V215H7ZM67 216V215H66ZM102 215H101V213L99 212V213H97L95 216H93V219H98V218H100ZM157 216H159V214H157ZM209 216V215H208ZM231 216V215H230ZM236 216V215H235ZM244 216H246V215H244ZM0 217V218H1ZM18 217V216H17ZM21 217V216H20ZM28 217V216H27ZM64 217V218H63ZM78 217V216H77ZM5 218V217H4ZM11 218V217H10ZM14 218H15V216H14ZM58 218L60 219V220H58ZM70 218V217H69ZM244 218V217H243ZM246 218V217H245ZM248 218V217H247ZM13 219V218H12ZM17 219V218H16ZM22 219V218H21ZM200 219V218H199ZM1 220V219H0ZM2 220H4V219H2ZM14 220V219H13ZM24 220V219H23ZM203 220V219H202ZM242 220H244V219H242ZM5 221V220H4ZM10 221V220H9ZM9 221H7L8 223H9ZM16 221V220H15ZM17 221H18V219H17ZM159 221V220H158ZM161 221L162 222H159V225L160 224H162V225H164L163 223H166V222H164L162 219H161ZM240 221H241V219H240ZM240 221H239V223H240ZM2 222V221H1ZM6 222V221H5ZM4 223L5 225L7 224L8 225V223ZM11 222H12V220H11ZM11 222L9 223L10 225H13L14 223H12L11 224ZM14 222V221H13ZM23 222V221H22ZM26 222V221H25ZM24 222V223H25ZM169 222V221H168ZM167 222V225H170L169 223ZM174 222V221H173ZM183 222V223H184ZM234 222H236V223H234ZM16 223V222H15ZM178 223V222H177ZM234 223V224H233ZM243 223V222H242ZM29 224V223H28ZM62 224V225H61ZM176 224V223H175ZM221 224V225H222ZM224 224H223V226H224ZM5 226V227H11V228H14L13 226ZM20 226V224H19V222H18V224H17V226ZM23 224H21V226L19 227V228H21V227H23L22 226ZM27 225V224H26ZM32 225V224H31ZM37 225V224H36ZM158 225V226H159ZM213 225V224H212ZM211 225V226H212ZM215 225H216V223H215ZM214 225V226H215ZM221 225H216V226H219L218 228H220V226ZM242 225V224H241ZM35 226V225H34ZM33 226V227H34ZM240 226V225H239ZM1 227V226H0ZM5 227L4 228H2L3 230H0L1 232H5V230L8 232V234L11 232V231H13V229L10 231V229H9V231H8V229L6 228L5 229ZM17 227V230H15V228H14V230L17 232L18 231V228ZM31 228V227H28L27 228V226H26V228L27 229H29L30 228V230L29 231H33V229L35 230V228ZM40 227V226H39ZM188 227V226H187ZM187 227L186 226H183V228L181 227V231H179V232H181V233H179V234H173V237H171L172 235H170V237H168V236H164V235H158V236H156V237H152V238H150V239H148L147 241H145V239H142V237H145V235H137L138 237H140L141 236V239H136V241L134 242V249H136L138 252H140L141 253V264H154V260H156V259H154L153 261L154 262H152V260H151V258L153 259V257H151L150 256V254H151V252H150V248L153 246V248H154V245L155 246H157V247H166L165 245H169V244H177V245H180V247H179V249L178 248H176V249H178L177 251H173L171 254H167V255H165V254H161V252L159 253V260H160V264H211V262H213V264H216L217 262H218V259H220V257L222 256V254H223V252L224 251H228V250H230L232 247V243H233V241H231V239H227V241L225 242V240H224V242H223V244H222V246H223V248L224 249H222V246H218L217 244H216V241L215 242H212V243H210V242H208V243H206V244H203V243H200V247H199V249H196V247H195V249H194V245L192 244V239H191V237L188 235V233L187 232H189L188 231V229H187ZM227 227H226V229H227ZM175 228V227H174ZM217 228V227H216ZM232 228V227H231ZM1 229V228H0ZM5 229V230H4ZM23 229V228H22ZM27 229H24V231H26ZM176 229H178V228H176ZM174 230V231H177V230ZM179 229H180V227H179ZM238 230L240 229V231L241 230H243L244 228H237ZM236 228H235V231L237 230ZM135 230V229H134ZM233 230V229H232ZM237 230V231H238ZM23 231V230H22ZM23 231V232H24ZM32 231H31V234H32ZM7 232H6V234H7ZM136 232H137V230H136ZM136 232H134V233H136ZM244 232V231H243ZM18 233L19 232H17L16 234L18 235ZM21 233V232H20ZM26 233V232H25ZM29 232H27L26 233V235H29L28 234ZM34 233H35V231H34ZM236 233V232H235ZM1 234V233H0ZM15 234V233H14ZM24 234V233H23ZM57 234H59V233H53L50 237H48L44 242H39V243H35V242H30V243H26V244H22L21 242H18V241H13V240H10V243H9V245L11 244V247L13 248V249H15V250H13V251H15L14 252V254H12L13 256H15V257H20V258H22V257H27V258H31V259H35V260H38V261H40L41 263H43V264H50L51 262H53V261H55V258H56V261H60L59 260V258H58V256H54V254L52 253V250H53V246H54V243H56V242H58V236H57ZM230 234H232V233H230ZM229 234V235H230ZM134 235V234H133ZM229 235H228V238H229ZM5 236V235H4ZM39 236V235H38ZM236 236V235H235ZM15 237V236H14ZM27 237V236H26ZM25 237V238H26ZM36 237V236H35ZM135 237H136V235H135ZM231 237V236H230ZM23 238V237H22ZM10 239V238H9ZM233 239V238H232ZM1 241V240H0ZM9 241V240H8ZM222 242V241H221ZM6 245V244H5ZM8 245V246H9ZM7 246V245H6ZM5 246V247H6ZM156 247V248H157ZM163 247V248H164ZM221 247V248H220ZM7 248V247H6ZM5 248V249H6ZM9 249H10V246L8 247ZM1 249H3V247L2 248H0V250ZM8 249V250H9ZM162 249V248H161ZM175 249V250H176ZM228 249V250H227ZM10 251H11V249H10ZM2 252V251H1ZM12 252V251H11ZM11 252L9 253V254H11ZM230 252H232V251H230ZM13 253V252H12ZM225 253V252H224ZM228 253V252H227ZM233 253V252H232ZM8 254V253H7ZM9 254H8V257L10 258L11 257V255L9 256ZM3 255V254H2ZM6 255V254H5ZM5 255H3L4 256V258H5ZM224 256V255H223ZM2 257V256H1ZM3 258V257H2ZM2 258H0V260H2ZM3 258V259H4ZM58 258V259H57ZM155 258V257H154ZM222 258V257H221ZM7 258H5L4 260H5V262L7 261L6 260ZM4 260H2L3 262H4ZM14 260V259H13ZM0 262L1 264H3V262ZM156 261H158V258H157V260ZM8 263V262H7ZM156 263V262H155ZM6 264V263H5ZM10 264H11V262H10ZM13 264V263H12ZM157 264V263H156ZM218 264V263H217Z\"/></svg>","mask_w":264,"mask_h":264},{"label":"crops","instance_id":"obj_3","mask_svg":"<svg viewBox=\"0 0 264 264\" xmlns=\"http://www.w3.org/2000/svg\"><path fill=\"white\" fill-rule=\"evenodd\" d=\"M216 83V80L214 79V80H210V83H208L207 85L208 86H210V88H211V91L213 90V95H214V89H213V83ZM247 96H242V100H247ZM214 102V100L210 103V106H211V104ZM210 106H206L205 107V109L204 110H206V109H209L210 108ZM156 142V140H152V141H149V144H154ZM124 151H125V147H124V149H123ZM123 151V152H124ZM123 157V154H110V153H108V152H104V155H103V157H102V162H104V167L103 168H100V169H102V171L104 170V172H105V167L107 166V162L108 161H110V162H113V161H116L117 159H121ZM105 185V184H104Z\"/></svg>","mask_w":264,"mask_h":264}]
</instances>
